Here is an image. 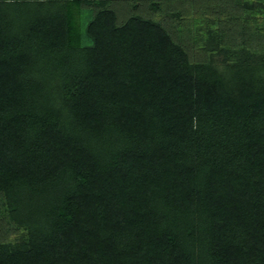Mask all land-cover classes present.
Returning a JSON list of instances; mask_svg holds the SVG:
<instances>
[{"label":"trees","instance_id":"16d2710c","mask_svg":"<svg viewBox=\"0 0 264 264\" xmlns=\"http://www.w3.org/2000/svg\"><path fill=\"white\" fill-rule=\"evenodd\" d=\"M149 1L0 0V264H264L263 35L196 56Z\"/></svg>","mask_w":264,"mask_h":264},{"label":"rangeland","instance_id":"374dc122","mask_svg":"<svg viewBox=\"0 0 264 264\" xmlns=\"http://www.w3.org/2000/svg\"><path fill=\"white\" fill-rule=\"evenodd\" d=\"M149 2L160 3L161 8L155 9L150 4L142 3L137 14L163 22L176 39L191 43L193 48L190 47V50H194L196 56L202 53L201 49L208 40L223 50L252 51L257 48L254 45L255 36L263 35L264 38V0ZM118 11L121 12V8ZM126 17L120 15V21ZM13 229L9 223L7 205L0 195V233L6 240L13 241L17 235Z\"/></svg>","mask_w":264,"mask_h":264}]
</instances>
